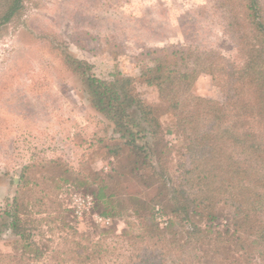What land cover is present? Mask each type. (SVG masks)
<instances>
[{
	"label": "trees",
	"instance_id": "16d2710c",
	"mask_svg": "<svg viewBox=\"0 0 264 264\" xmlns=\"http://www.w3.org/2000/svg\"><path fill=\"white\" fill-rule=\"evenodd\" d=\"M17 2L2 19L16 10ZM241 4L242 15L232 13L227 22L239 47V63L211 50L174 47L152 51L151 64L140 73L173 114L183 141L185 160L179 161L175 178L164 164L168 145L158 109L134 92L133 77L102 79L90 73L86 61L65 55L86 83L93 107L118 134L103 145L115 166L105 176L91 173L95 205H101L103 216L131 219H124L127 229L120 235L107 230L93 238L79 232L62 215L71 209L62 208L55 186L43 172L34 176L32 165H25L10 202L0 209V237L5 231L15 237L13 251L0 252V264H111L125 246L124 237L134 250L125 256L128 264H197L202 256L198 242L219 224L223 208L231 212L232 264H264V3ZM201 73L225 87L224 102L191 92ZM48 165L61 168L62 175L70 169L60 159ZM133 178L146 188L154 185L155 196L166 201L174 216L167 222L169 232L154 221L152 199L129 190ZM228 230L226 225L223 233ZM214 234L218 251L222 232Z\"/></svg>",
	"mask_w": 264,
	"mask_h": 264
},
{
	"label": "rangeland",
	"instance_id": "374dc122",
	"mask_svg": "<svg viewBox=\"0 0 264 264\" xmlns=\"http://www.w3.org/2000/svg\"><path fill=\"white\" fill-rule=\"evenodd\" d=\"M17 1L16 10L4 20L13 0H0V209L10 202L22 168L32 165L31 174L43 172L55 186L62 208L71 209L62 215L79 232H89L93 238L107 230L111 236L120 235L127 229L124 221L131 218L102 215L109 221L97 220L101 205H95L96 186L90 184L92 172L105 176L115 166L103 145L118 134L112 122L93 107L86 83L66 63L65 55L86 61L90 73L102 79L133 77L134 92L158 109L168 145L164 164L175 178L179 161L185 160L183 141L175 132L173 114L165 111L156 88L146 85L140 73L151 64L152 51L174 47L211 50L239 63V47L227 22L232 13L242 15V4L238 5L242 0ZM191 92L219 102L226 99L225 87L208 73L194 80ZM56 159L69 166L65 174L48 165ZM131 180L129 190L142 199H152L154 221L169 232L167 222L174 216L165 208L166 201L155 196L154 185L146 188ZM75 198L85 200L81 214L75 213ZM231 221L230 209L223 208L219 224L202 244L198 242L202 256L197 264H232ZM226 225L229 230L223 233ZM215 230L223 237L218 251ZM33 233L38 240L37 232ZM14 239L5 231L0 252L13 251ZM124 239L125 246L117 250L120 256L111 264H128L125 256L134 253Z\"/></svg>",
	"mask_w": 264,
	"mask_h": 264
},
{
	"label": "built area",
	"instance_id": "2783aa9c",
	"mask_svg": "<svg viewBox=\"0 0 264 264\" xmlns=\"http://www.w3.org/2000/svg\"><path fill=\"white\" fill-rule=\"evenodd\" d=\"M83 202H85L84 199H80V198H75V213L76 214H81V210H80V207L83 205ZM86 202L90 205L91 204V199L90 197L86 199ZM157 210V209H156ZM156 218L161 221L162 220V217L161 215H159V213L157 212L156 213ZM97 220L99 221H103V222H108L109 220L107 219V217H103L102 215H99L96 217ZM166 224V222H164Z\"/></svg>",
	"mask_w": 264,
	"mask_h": 264
}]
</instances>
